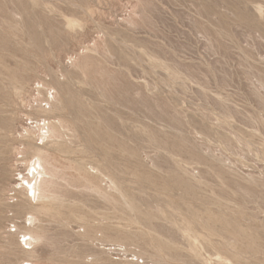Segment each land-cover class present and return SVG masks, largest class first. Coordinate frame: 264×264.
Listing matches in <instances>:
<instances>
[{
    "label": "rangeland",
    "instance_id": "1",
    "mask_svg": "<svg viewBox=\"0 0 264 264\" xmlns=\"http://www.w3.org/2000/svg\"><path fill=\"white\" fill-rule=\"evenodd\" d=\"M39 85L65 127L27 230ZM23 260L264 264V0H0V264Z\"/></svg>",
    "mask_w": 264,
    "mask_h": 264
},
{
    "label": "bare ground",
    "instance_id": "2",
    "mask_svg": "<svg viewBox=\"0 0 264 264\" xmlns=\"http://www.w3.org/2000/svg\"><path fill=\"white\" fill-rule=\"evenodd\" d=\"M75 21H72V23H76ZM51 90L52 88L45 85H39L37 87L38 94L43 96L44 99L40 100V103L36 105L29 104L33 112L26 114L30 122L23 125L25 133L21 134V139L19 140L20 146L23 145V153L25 155L21 161L26 163L28 176L23 175L21 182L17 183L18 187L16 190L21 194L20 196H22L24 200V202L19 205V211H21V214L23 213L25 215L23 227L27 230V225L29 223L32 225L33 223V216L30 217L29 214H33L38 204L42 203L41 207L44 209L46 208V202H44L46 194L43 193L45 191H42L45 189L42 187V183H44L45 180L44 176H48V168L46 169L47 166L45 167V165H52L57 162L56 152H52L48 148V145L51 142V138L54 136L61 137L63 135L61 131L57 133L58 128L56 120L61 122L60 129L65 127L64 120L60 116H56V109L51 102L54 98ZM52 173L54 174V172ZM19 238H23V241H25L23 249L27 251L32 250L34 244L37 243L35 241L39 239V235L36 232L21 231ZM26 262L28 261L23 260L21 264H25Z\"/></svg>",
    "mask_w": 264,
    "mask_h": 264
}]
</instances>
